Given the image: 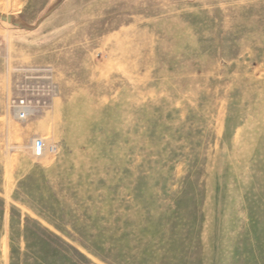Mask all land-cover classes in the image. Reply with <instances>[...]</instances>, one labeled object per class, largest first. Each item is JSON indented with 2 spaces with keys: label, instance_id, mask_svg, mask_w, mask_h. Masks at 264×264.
<instances>
[{
  "label": "rangeland",
  "instance_id": "1",
  "mask_svg": "<svg viewBox=\"0 0 264 264\" xmlns=\"http://www.w3.org/2000/svg\"><path fill=\"white\" fill-rule=\"evenodd\" d=\"M0 264H264V0H0Z\"/></svg>",
  "mask_w": 264,
  "mask_h": 264
},
{
  "label": "built area",
  "instance_id": "2",
  "mask_svg": "<svg viewBox=\"0 0 264 264\" xmlns=\"http://www.w3.org/2000/svg\"><path fill=\"white\" fill-rule=\"evenodd\" d=\"M29 105L26 103L24 99L19 101V112L18 115L21 119H24L26 117V114L28 113ZM45 147L42 140L38 139L34 141L33 145V152L36 157H41L44 153Z\"/></svg>",
  "mask_w": 264,
  "mask_h": 264
},
{
  "label": "bare ground",
  "instance_id": "3",
  "mask_svg": "<svg viewBox=\"0 0 264 264\" xmlns=\"http://www.w3.org/2000/svg\"><path fill=\"white\" fill-rule=\"evenodd\" d=\"M45 151V150H44Z\"/></svg>",
  "mask_w": 264,
  "mask_h": 264
}]
</instances>
